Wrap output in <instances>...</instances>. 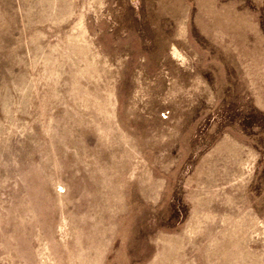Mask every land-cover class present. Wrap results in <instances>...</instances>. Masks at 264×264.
Returning a JSON list of instances; mask_svg holds the SVG:
<instances>
[{
	"label": "rangeland",
	"instance_id": "rangeland-1",
	"mask_svg": "<svg viewBox=\"0 0 264 264\" xmlns=\"http://www.w3.org/2000/svg\"><path fill=\"white\" fill-rule=\"evenodd\" d=\"M0 264H264V0H0Z\"/></svg>",
	"mask_w": 264,
	"mask_h": 264
}]
</instances>
